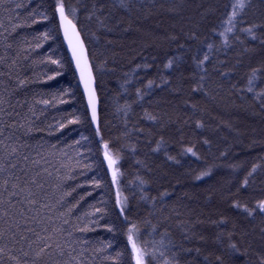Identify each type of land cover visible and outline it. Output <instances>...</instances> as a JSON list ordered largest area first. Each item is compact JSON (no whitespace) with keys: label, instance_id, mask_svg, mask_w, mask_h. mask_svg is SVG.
<instances>
[{"label":"trees","instance_id":"trees-1","mask_svg":"<svg viewBox=\"0 0 264 264\" xmlns=\"http://www.w3.org/2000/svg\"><path fill=\"white\" fill-rule=\"evenodd\" d=\"M233 2L130 0L133 7L126 10L119 6V0H65L78 10L70 18L83 36L95 74L101 136L115 141V148L124 149L118 187L129 198L130 211L126 215L139 227L140 242L147 240L149 249L155 248V260L148 264H164L165 258L172 259L178 248L192 249L179 252L180 264H218L217 256L221 258L219 264H259L264 258V214L257 209L248 216L242 207H234L239 202L254 208L257 201L264 200V110L261 101L254 99V93L264 89V73L258 74L253 93L246 90L251 69H264V46L260 39L252 41L240 31L251 24H264V3L249 0V6L235 22L234 34L227 33L229 46L224 47L218 33L228 27ZM94 3L97 8L103 4L104 9L88 19ZM53 6L54 0H3L0 6L4 25L0 27V56L5 57L0 73H8V65H12V80L7 75L0 76L4 82L0 93L14 106L4 107L13 113L11 120L32 123L34 130L29 135L25 136L22 129L16 135L21 143L30 145L22 151L30 159L41 161L30 168L29 175L40 173L38 180L49 194L47 202L56 204L63 192H71L62 206L56 205L50 212L43 210L41 215L52 216L58 225L59 213L79 201L67 217L70 225L92 230L73 233L71 239L89 242L74 245V255L84 248L83 264H135L125 232L127 225L114 208L117 189L103 161L100 136L95 135L90 123L85 96L61 31L53 30L58 25ZM97 16L107 27L101 26ZM13 24L17 25L14 32ZM46 31L50 32L47 41L42 38ZM192 32L197 34V41H189ZM256 35L264 38L260 30ZM172 36L177 39L173 41ZM236 36L244 43L238 42ZM205 39L215 47L200 90L199 74H194L197 70L190 54L184 56L179 72L165 70L163 64L183 51L179 44H191L195 49ZM7 44L12 47L6 48ZM245 48L252 51L246 52ZM55 60L61 63H52ZM144 64L151 67H136ZM220 72L227 75L221 76ZM161 75L171 83L154 87L149 96L138 100L136 89L143 90L150 79L159 85ZM49 76L54 79L49 80ZM17 77L28 82L8 96L5 85L15 88ZM44 100L49 103H42ZM125 105H131L127 116ZM145 111L157 116L158 122L147 119ZM76 119L81 122L69 123ZM197 122L203 126L197 127ZM60 124L65 127L61 129ZM161 137L164 145L153 151ZM190 147L195 155L185 151ZM253 165H258L257 170L244 186ZM209 169V175L196 179ZM137 177L146 183L141 185ZM94 179L100 180L101 188H94ZM164 192L169 195L161 198ZM142 195L149 199H141ZM92 205L106 207L109 214L103 219L99 214L87 216L94 211ZM93 220L99 223H91ZM36 227L39 231L41 226ZM48 227L51 229L52 224ZM65 230H70L69 226ZM228 233H234L231 241ZM109 242L111 248L95 251ZM230 242L236 243L240 251L232 253L227 247ZM12 254L21 255L15 251Z\"/></svg>","mask_w":264,"mask_h":264},{"label":"snow or ice","instance_id":"snow-or-ice-1","mask_svg":"<svg viewBox=\"0 0 264 264\" xmlns=\"http://www.w3.org/2000/svg\"><path fill=\"white\" fill-rule=\"evenodd\" d=\"M264 3V0H262ZM0 6H3V0H0ZM119 6L126 10H131L133 5L130 3V0H119ZM249 6V0H234L231 4V12L227 16V25L224 31L218 33L219 37L222 38V44L224 47L229 46V39L227 33L234 34V28L236 27V20L240 15H242L245 9ZM17 7H23V5H17ZM104 9V5L101 4L99 8L96 7L94 3L92 6V11L88 15V19H92L97 12H102ZM77 8L67 5L65 0H54L53 6V17L58 16V25H54V29H58L63 32L64 39L68 43V48L71 51V58L75 62L76 71L79 73V82L83 85L84 96L86 97L87 104L86 109L90 111L91 120L90 123L96 125L95 135L100 136V148L103 150V161L106 162L107 172L111 174V184L118 185L119 178L123 175L120 171L119 164L123 159L122 152L123 147L117 149L115 148V141L105 140L103 136H101V130L99 127L98 114H97V105H98V97L96 93L95 87V77L93 75V68L89 62L88 54L84 45V41L81 39L80 32L77 30L76 24L73 22V19L70 17H75L77 14ZM47 15H45V19H47ZM97 19L101 26L107 27L104 25V21L97 16ZM3 22L0 21V27H3ZM17 25H12V31L16 30ZM109 32L112 31V28H107ZM257 30L264 32V24H251L249 27L241 28L240 31L247 34L248 37L252 41H256L260 39V44L264 46V38H259L256 35ZM215 31V30H213ZM95 35V34H93ZM45 41L50 38V32L46 31L43 33L42 37ZM98 40L99 37H96ZM171 39L175 41L177 37L172 36ZM189 41H197L198 37L195 32H192L188 36ZM235 39L241 44L244 41L240 40L239 36H236ZM111 43V41H108ZM200 45L195 49L192 48L191 44L187 46L185 44H179V49L183 50L180 54L170 56L167 58L166 63L163 64V68L165 70H172L179 72L181 71V64L184 63V56L186 54L191 55V61L194 65L195 70H197L194 74H199V89L203 90V81L205 80L208 74L207 63L211 62L212 59V51L214 49V44L208 42L207 39L204 41H200ZM11 44H7L6 48H11ZM37 47H40L37 44ZM244 51H252V49L245 48ZM155 59V58H153ZM5 62V57L0 56V63ZM13 65L15 61L12 62ZM52 63L60 64L59 60L52 61ZM221 64L224 62L221 61ZM239 63V61H237ZM12 65H8L9 72L8 73H0V76L7 75L8 80H12V76L10 74ZM137 68H149L151 65H137ZM214 71H218L215 67ZM264 73V69L262 68H252L251 73L248 76L247 82V92L253 93L255 87V81L257 80L258 74ZM221 76H226L227 73L220 72ZM49 80L54 79V77L49 76ZM28 81L25 79H20L17 77L15 84V88L9 89L7 85H5V92L8 96H11L18 88L26 85ZM3 81H0V84H3ZM125 83H129L125 81ZM171 80L165 78L163 75L160 76V84H156L155 80H148L147 85L144 89L137 88L136 96L138 100L142 101L146 96L151 94V90L154 87H160L161 85H169ZM178 91L179 89H173ZM194 91L196 89H193ZM254 99H258L261 101L260 107L264 110V89L260 92L254 93ZM64 101L61 100V103ZM44 104H48L49 101H42ZM5 105H9V101L4 95V93H0V264H83L81 257L84 255L86 249L81 248L80 251L77 252L74 245L87 244L88 241L81 240H73L71 239L74 232H88L92 229H89L87 226L81 228L78 226L70 225V221L67 218L68 216L73 214V210L77 207L79 201L76 204H72L69 206L65 212L59 213L58 219L60 223L57 225L53 223V218L50 215L42 216L41 212L43 210H48L49 212L56 207V205H61L64 202V198L71 195V192H63L60 197L56 200V204L48 203L49 194L44 191L45 185L42 181L38 180L40 176L39 172H34L29 175V171L31 167L40 164L39 159H30V156L24 153L22 150L30 147L27 143H21L20 137L16 135V131L22 129L23 134L25 136L29 135L33 130L32 123L29 121L17 122L16 120H11L13 116L12 112L7 111L4 107ZM10 107H14L9 105ZM195 107V106H193ZM131 108V105H125V115L127 116L128 110ZM31 111V109H30ZM19 116V113L15 114ZM145 115L147 119L151 121H157L158 117L154 116L145 111ZM11 120V122H10ZM79 119L72 120L69 123H80ZM203 125L197 122V127H202ZM59 127L62 129L65 127L64 124H60ZM39 131V129H35ZM82 139H87V137H82ZM205 144H210V141L205 140ZM79 144V141H77ZM164 145L163 137L157 141V146L153 151L161 150ZM37 147H42V145H37ZM186 152L192 153L195 155L196 153L193 149L187 148ZM39 155V153H37ZM221 155H226V153H221ZM169 160H173L174 157L168 156ZM178 162V161H177ZM85 167H90L89 165H85ZM258 165H253L251 171L248 172L247 176L244 179L243 185L247 186L248 177L252 176L256 170ZM44 172H47V169H44ZM211 169L207 172H201L196 179H201V177L209 175ZM50 176L51 173H48ZM71 178V177H66ZM139 183L141 185L145 184L146 181L140 179ZM94 188H101L102 184L99 179H94L93 181ZM59 187V186H57ZM72 191H75L73 189ZM91 195V193H89ZM161 198L169 195L167 192L161 193ZM15 198V199H14ZM81 200L84 197L80 198ZM128 197L124 196L119 188H117L116 199L114 208L118 209L117 217L122 218V222L127 225L125 230L127 241L131 245V256L135 261V264H148L149 260H155V248L153 247L151 250L149 249V241L145 240L142 243H138V239L141 235V231L136 223L131 221L129 217L126 215V212L130 211L128 207ZM141 199H149L146 196H141ZM155 201V197L151 198ZM44 201V202H42ZM101 203H105V201L101 200ZM39 206L38 208H34V206ZM94 211L91 213H87V216H94L99 214L100 219H103L105 215L109 214V210L105 208L96 207L95 205L91 206ZM234 207L243 208L244 212L247 213L248 216H253L257 209H259L260 214H264V200H259L256 202V206L254 208H249L247 205H241L239 202L234 204ZM35 213L34 215H29V213ZM80 217H77L79 220ZM224 221L221 220L220 223ZM91 223H99L98 220H93ZM199 223V221L197 222ZM217 223V222H213ZM48 224H52L51 229H49ZM69 226L70 230H65V226ZM36 226H41L40 230H37ZM109 232L113 231V228L110 226H106ZM192 228L195 227V224L191 225ZM156 230V226L154 225L152 231ZM261 239H264V229H261ZM195 235V233H193ZM229 241H231L234 233H228ZM67 237V239H65ZM185 240L188 239L187 234H185ZM203 239V237H200ZM219 240V236L217 237ZM154 244V242H152ZM160 244L163 245V239H161ZM112 245L109 242L104 245V247L96 248V252H104L106 248H111ZM175 247V246H174ZM228 249L232 253L239 252L240 249L237 247V244L234 242H230L227 245ZM17 252L21 255H13V252ZM191 252L192 249H177L176 252L173 253L172 259L165 258L164 264H180L179 252ZM197 253H199L200 249H195ZM121 255L117 253V256ZM161 256H164V253H160ZM7 258V259H5ZM108 259H112V257H107ZM218 264L221 261L219 256L216 257ZM259 264H264V258H261Z\"/></svg>","mask_w":264,"mask_h":264},{"label":"water","instance_id":"water-1","mask_svg":"<svg viewBox=\"0 0 264 264\" xmlns=\"http://www.w3.org/2000/svg\"><path fill=\"white\" fill-rule=\"evenodd\" d=\"M73 22H74V20H73ZM74 23H75V22H74ZM75 24H76V23H75ZM76 26H77V24H76ZM77 30L80 32L78 26H77ZM61 35H62V38H63L64 44H65V46H66V49H67V51H68L69 57H70V59H71V61H72V63H73L74 69H75V71H76V68H75V62H74V61L72 60V58H71V51H70L69 48H68V43H67V41L64 39V36H63V32H62V31H61ZM80 35H81V39L84 41L81 32H80ZM84 45H85V48H86V51H87V54H88V49H87V47H86L85 41H84ZM88 58H89V54H88ZM89 62H90V64H91L90 58H89ZM76 74H77L78 79H79V73H78L77 71H76ZM93 75H94V77H95L94 71H93ZM80 85H81V88H82V91H83V85H82V84H80ZM95 87H96V78H95ZM96 93H97V88H96ZM83 94H84V91H83ZM97 97H98V93H97ZM85 100H86V97H85ZM86 104H87V100H86ZM98 107H99V99H98V105H97V114H98ZM89 113H90V111H89ZM90 118H91V114H90ZM98 121H99V115H98ZM93 126L96 128V125H93Z\"/></svg>","mask_w":264,"mask_h":264},{"label":"rangeland","instance_id":"rangeland-1","mask_svg":"<svg viewBox=\"0 0 264 264\" xmlns=\"http://www.w3.org/2000/svg\"><path fill=\"white\" fill-rule=\"evenodd\" d=\"M117 188H119L118 185H116V189H117ZM119 190H120V189H119ZM138 243H141V242H140V238L138 239Z\"/></svg>","mask_w":264,"mask_h":264}]
</instances>
